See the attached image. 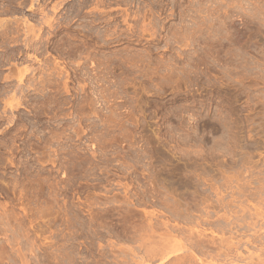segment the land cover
I'll list each match as a JSON object with an SVG mask.
<instances>
[{"label": "rangeland", "instance_id": "rangeland-1", "mask_svg": "<svg viewBox=\"0 0 264 264\" xmlns=\"http://www.w3.org/2000/svg\"><path fill=\"white\" fill-rule=\"evenodd\" d=\"M5 34L0 264H264V0H0Z\"/></svg>", "mask_w": 264, "mask_h": 264}, {"label": "bare ground", "instance_id": "bare-ground-1", "mask_svg": "<svg viewBox=\"0 0 264 264\" xmlns=\"http://www.w3.org/2000/svg\"><path fill=\"white\" fill-rule=\"evenodd\" d=\"M17 32V31H16ZM10 34V33H9ZM11 35V34H10ZM6 37H4L3 35L0 37V48L3 47V43H5V41H7V35L5 34ZM9 36V35H8ZM36 36L33 35L32 36V39H34ZM7 38V39H6ZM19 40V38H17ZM9 40V39H8ZM18 40L16 42H18ZM23 40V39H21ZM20 40V41H21ZM23 42L25 43V46L26 47H32V40H30V36H29V33L26 32L25 33V39L23 40ZM17 50V49H16ZM19 52V51H18ZM23 52V51H22ZM22 54V53H21ZM18 56V54H17ZM1 58V57H0ZM2 63H4V61L2 62V59L0 60V65H2ZM21 78V72L18 74ZM22 81V80H21ZM6 88H1L0 87V95H4L6 94ZM5 219V217H4ZM1 220V219H0ZM11 220V219H10ZM4 221L3 219L0 221V224L1 222ZM150 222V221H149ZM3 225V224H2ZM9 225V224H8ZM11 226V225H10ZM152 226V225H151ZM165 242V241H164ZM173 246V247H172ZM183 247H180L178 246L177 244L175 245H168V244H163L161 247L159 248H152V249H147L146 250V254L147 256H150L151 258H160L162 263H166V262H169L171 260H178L179 259V256H176V254L178 253L179 250H182ZM2 254V253H1ZM1 258V257H0ZM142 259V258H141ZM138 260V259H137Z\"/></svg>", "mask_w": 264, "mask_h": 264}]
</instances>
